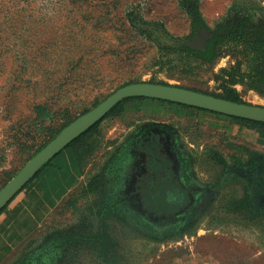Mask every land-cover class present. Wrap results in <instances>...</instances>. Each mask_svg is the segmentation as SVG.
Here are the masks:
<instances>
[{
  "label": "rangeland",
  "instance_id": "1",
  "mask_svg": "<svg viewBox=\"0 0 264 264\" xmlns=\"http://www.w3.org/2000/svg\"><path fill=\"white\" fill-rule=\"evenodd\" d=\"M139 81L264 106V0H0V188ZM199 108L116 103L63 148L79 172L40 221L18 226L43 166L0 210L26 232L0 264H264V122Z\"/></svg>",
  "mask_w": 264,
  "mask_h": 264
},
{
  "label": "water",
  "instance_id": "2",
  "mask_svg": "<svg viewBox=\"0 0 264 264\" xmlns=\"http://www.w3.org/2000/svg\"><path fill=\"white\" fill-rule=\"evenodd\" d=\"M131 96L165 99L264 122V106L261 105L237 102L170 84L148 81L131 82L117 88L96 106L75 118L33 155L19 171L0 188V210L28 182V180L61 149L106 115L116 103Z\"/></svg>",
  "mask_w": 264,
  "mask_h": 264
},
{
  "label": "crops",
  "instance_id": "3",
  "mask_svg": "<svg viewBox=\"0 0 264 264\" xmlns=\"http://www.w3.org/2000/svg\"><path fill=\"white\" fill-rule=\"evenodd\" d=\"M78 172L79 171L77 168L75 152L70 148L63 149L47 165L43 166L41 173H39L37 176V183L40 191H32V189H28L25 195L21 198L23 202H25V199L27 197L26 194L28 192H34L33 194L38 199H41V205H38L35 208L36 211L35 209L30 208L29 204L27 203L22 206V209L20 208L22 211H31L29 213V216L31 218H28L30 221L29 224H22L21 226L18 224V226L23 228L28 227L27 229H30V227L33 226L34 221H40L41 216H38L42 212V209H40V207L42 208V205L44 203L48 205L50 202H55L57 197L71 185L72 181L75 180ZM29 184L30 182L28 183V185ZM14 200L16 201V204L19 202L20 199H17V194H15L9 200V202L4 206L5 208L3 207L2 211H8V208L12 206L10 205V203L13 204L15 202ZM11 226L12 223L8 224V226H3V224L0 226V261L9 250V247L25 237V231L13 232V230H10ZM196 255V252H192L189 257H187L186 261H188L189 264H219L218 261H210L205 259L199 260Z\"/></svg>",
  "mask_w": 264,
  "mask_h": 264
},
{
  "label": "trees",
  "instance_id": "4",
  "mask_svg": "<svg viewBox=\"0 0 264 264\" xmlns=\"http://www.w3.org/2000/svg\"><path fill=\"white\" fill-rule=\"evenodd\" d=\"M234 100H235V99H234ZM235 101L240 102V100H235ZM199 109H200V108H199ZM203 110H204V109H203ZM210 111H211V112H215V113H219V112H217V111H213V110H210ZM73 142H74V140H73L71 143H73ZM71 143H69L66 147H68ZM49 162H50V161H49ZM49 162L45 163L43 166L47 165ZM31 179H32V178H31ZM31 179H29L28 182H27L26 184H28V183L31 181ZM26 184H25V185H26ZM25 185H24V186H25ZM24 186H23V187H24ZM23 187H22V188H23ZM22 188H21V189H22Z\"/></svg>",
  "mask_w": 264,
  "mask_h": 264
}]
</instances>
